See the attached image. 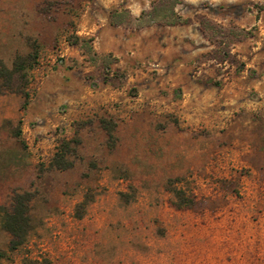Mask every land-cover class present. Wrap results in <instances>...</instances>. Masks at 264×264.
<instances>
[{
  "label": "rangeland",
  "instance_id": "rangeland-1",
  "mask_svg": "<svg viewBox=\"0 0 264 264\" xmlns=\"http://www.w3.org/2000/svg\"><path fill=\"white\" fill-rule=\"evenodd\" d=\"M34 51L0 94L30 216L0 264H264V0H0V61Z\"/></svg>",
  "mask_w": 264,
  "mask_h": 264
},
{
  "label": "trees",
  "instance_id": "trees-1",
  "mask_svg": "<svg viewBox=\"0 0 264 264\" xmlns=\"http://www.w3.org/2000/svg\"><path fill=\"white\" fill-rule=\"evenodd\" d=\"M37 61V53L34 51L26 56L17 55L10 67L6 66L0 61V94L5 90H10L18 93H22L26 98L28 93L25 91L29 82V72L34 68ZM22 106H26V101L22 103ZM108 135L111 137L112 133L109 128H106ZM53 159V164L59 168H66L71 166V163L67 161L65 151L67 150V143L61 145ZM177 201L176 205L179 207L189 206L192 201H182V195L179 192L174 194ZM27 196L18 195L15 198V204L10 211L5 206L0 205V227L10 232L14 239L10 241L11 246H17L25 242L30 229V216L28 213V206L26 201ZM4 257L3 252L0 250V260Z\"/></svg>",
  "mask_w": 264,
  "mask_h": 264
}]
</instances>
